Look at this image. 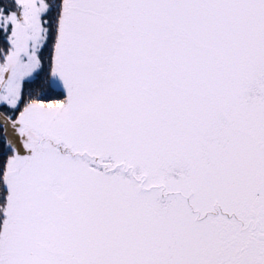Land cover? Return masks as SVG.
Instances as JSON below:
<instances>
[{
    "label": "snow or ice",
    "instance_id": "snow-or-ice-1",
    "mask_svg": "<svg viewBox=\"0 0 264 264\" xmlns=\"http://www.w3.org/2000/svg\"><path fill=\"white\" fill-rule=\"evenodd\" d=\"M0 264H264V0H0Z\"/></svg>",
    "mask_w": 264,
    "mask_h": 264
}]
</instances>
